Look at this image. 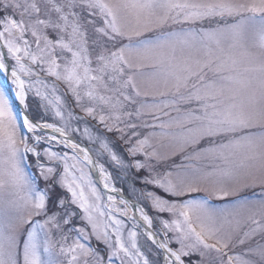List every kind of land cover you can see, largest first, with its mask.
I'll use <instances>...</instances> for the list:
<instances>
[{
	"label": "snow or ice",
	"instance_id": "snow-or-ice-1",
	"mask_svg": "<svg viewBox=\"0 0 264 264\" xmlns=\"http://www.w3.org/2000/svg\"><path fill=\"white\" fill-rule=\"evenodd\" d=\"M0 74V264H264V0H0Z\"/></svg>",
	"mask_w": 264,
	"mask_h": 264
},
{
	"label": "rangeland",
	"instance_id": "rangeland-1",
	"mask_svg": "<svg viewBox=\"0 0 264 264\" xmlns=\"http://www.w3.org/2000/svg\"><path fill=\"white\" fill-rule=\"evenodd\" d=\"M0 88H4V86H3V82H2V79H1V78H0ZM61 88H63L62 85H61ZM29 103L31 104V100L29 101ZM34 108H35V105H33V109H34ZM78 114H79V115H83V113H79V112H78ZM48 119H49V121H50V117H48ZM81 127H83V125H81ZM164 143L167 144V141H165ZM161 151H165V149L162 148ZM33 160H34V158L30 159V163H29V164H33ZM175 162H176V163H180V159H179V157L176 158V161H175ZM106 167H107V165H106ZM31 170H32V171H36L35 168H34V164H33V167L31 168ZM108 170H109V171H113V169H112L111 167H109ZM114 176H115V173H114ZM92 178H93V177H92ZM93 180H94V179H93ZM94 182H95V181H94ZM113 182L115 183V186H116L118 189L122 187V184H121V181H120V180H118V179H114ZM39 186H40L41 188H44V187H45V185H44L43 183H40ZM60 191H63V190H60ZM117 198H118V197H117ZM262 242H264V241H262V240L260 239V237L257 236V238H256L255 240H253V241H251V242H246L245 245H238V246L234 249V251H235L237 254H242V253L245 251V249H246L247 247H250V246H252V245H254V244H256V243H262ZM93 243H94V242H93ZM141 243L144 244V240H143V238H141ZM144 247L147 248L148 245H147V244H144Z\"/></svg>",
	"mask_w": 264,
	"mask_h": 264
},
{
	"label": "water",
	"instance_id": "water-1",
	"mask_svg": "<svg viewBox=\"0 0 264 264\" xmlns=\"http://www.w3.org/2000/svg\"><path fill=\"white\" fill-rule=\"evenodd\" d=\"M1 75H2L3 82H4V87L11 89V86H10L9 81L7 80V77L3 74H1ZM16 108L21 114H23V106H20L17 104ZM93 178H94L95 182L97 183L98 187H102V185L100 184V178H99L98 171L93 173ZM118 198H119V196H118Z\"/></svg>",
	"mask_w": 264,
	"mask_h": 264
},
{
	"label": "bare ground",
	"instance_id": "bare-ground-1",
	"mask_svg": "<svg viewBox=\"0 0 264 264\" xmlns=\"http://www.w3.org/2000/svg\"><path fill=\"white\" fill-rule=\"evenodd\" d=\"M10 83V82H9ZM11 86V85H10Z\"/></svg>",
	"mask_w": 264,
	"mask_h": 264
}]
</instances>
